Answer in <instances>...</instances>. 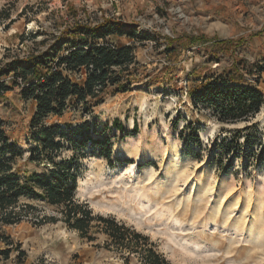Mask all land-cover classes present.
<instances>
[{"label":"rangeland","instance_id":"374dc122","mask_svg":"<svg viewBox=\"0 0 264 264\" xmlns=\"http://www.w3.org/2000/svg\"><path fill=\"white\" fill-rule=\"evenodd\" d=\"M2 10L0 132L20 150L21 178L66 160L77 189L83 182L80 202L150 236L173 264H264V104L249 121L223 123L192 102L203 77L214 74L257 84L264 94V0H0ZM106 18L124 34L96 38ZM76 23L87 28L78 32ZM66 36L133 46L136 64L123 73L130 81L97 98L71 97L62 114L32 127L37 103L24 99L12 65ZM56 127L62 147L46 152L37 131ZM97 139L109 140L111 159ZM21 203L36 208L2 225L8 241L0 240V252L12 251L0 254V264H142L128 250L106 247L103 233L82 238L61 220L62 206L32 197ZM43 216L59 220L40 224Z\"/></svg>","mask_w":264,"mask_h":264},{"label":"trees","instance_id":"16d2710c","mask_svg":"<svg viewBox=\"0 0 264 264\" xmlns=\"http://www.w3.org/2000/svg\"><path fill=\"white\" fill-rule=\"evenodd\" d=\"M100 27L103 33L95 35L96 38H105L113 33L124 34L120 22L112 18L104 19ZM85 28L87 27L81 23L75 25L78 32ZM35 37L37 36H33ZM21 39L24 43L27 38L22 36ZM76 39L66 36L58 46L52 44L46 50L36 48L22 59L26 64L17 59L12 65V70L16 71L17 77L24 82V99H33L37 103L32 127H37L50 114H62L67 109L71 97H76L79 101L88 97L97 98L109 85L130 81L123 78V73L128 71V75L132 74V65L136 64L133 46L90 40L77 42ZM67 44L69 47L61 54ZM261 71L262 69H259V73ZM70 74H79L81 78L74 79ZM201 82L192 92V102L197 108H212L211 116L220 122L249 121L260 112L264 104V94L257 84H231L232 80L221 74L204 76ZM2 85L0 83V86ZM128 87L124 90H128ZM115 124L119 129L123 128L118 118ZM57 130L59 127L37 131V134L44 138L46 152H54L62 147L60 142H55ZM94 143L102 148L101 155L111 159L112 150L108 139H97ZM1 144L6 148L0 146V231L2 225L17 223L36 208L33 204L21 203L22 197L43 199L49 204L62 206L61 220L69 228L77 230L82 238L94 241V233H103L106 235V247H115L121 252L128 250L130 254L138 256L142 264H173L159 251L150 236L125 222L118 221L113 215L94 214L88 202H80L76 197L78 175L70 162H54V167L45 173H34L21 178L15 170L14 161L20 150L15 145L7 144L3 132H0ZM8 152L11 154L8 155ZM58 220L55 216L38 218L40 224ZM1 239L8 241V237L0 233ZM8 245L12 244L8 242ZM11 251L12 247H9L0 254L9 258Z\"/></svg>","mask_w":264,"mask_h":264},{"label":"bare ground","instance_id":"6f19581e","mask_svg":"<svg viewBox=\"0 0 264 264\" xmlns=\"http://www.w3.org/2000/svg\"><path fill=\"white\" fill-rule=\"evenodd\" d=\"M132 147H133V148H136L135 145H132ZM127 151H128V149H127ZM127 154H128V153H127ZM145 155L148 156V157H151V156H152V154H150V151L146 152ZM180 158H181L180 155H179V154H176V155H175V158H172L171 160H172V162H173V161L178 162V161L180 160ZM170 164H171V162H169V165H170ZM134 167H135V165H131L130 167H127V168H119L118 170H119V171H128V170H130V169H132V168H134ZM116 171H117V170H116ZM84 184H85V183H84ZM78 187H79V188H78L77 190L81 191V190L83 189V187H84V186H83V182H81L80 185H79ZM85 191H86V190H85ZM81 192H83V191H81ZM79 193H80V192H79ZM198 244H199V243H198Z\"/></svg>","mask_w":264,"mask_h":264}]
</instances>
